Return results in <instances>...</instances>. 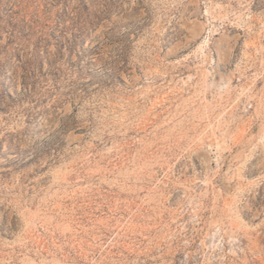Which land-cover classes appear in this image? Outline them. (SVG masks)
<instances>
[{
	"label": "rangeland",
	"instance_id": "374dc122",
	"mask_svg": "<svg viewBox=\"0 0 264 264\" xmlns=\"http://www.w3.org/2000/svg\"><path fill=\"white\" fill-rule=\"evenodd\" d=\"M0 264H264V0H0Z\"/></svg>",
	"mask_w": 264,
	"mask_h": 264
}]
</instances>
